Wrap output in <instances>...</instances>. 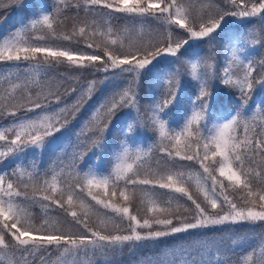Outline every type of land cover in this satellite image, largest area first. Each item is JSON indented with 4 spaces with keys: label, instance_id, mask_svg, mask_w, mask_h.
I'll use <instances>...</instances> for the list:
<instances>
[{
    "label": "snow or ice",
    "instance_id": "1",
    "mask_svg": "<svg viewBox=\"0 0 264 264\" xmlns=\"http://www.w3.org/2000/svg\"><path fill=\"white\" fill-rule=\"evenodd\" d=\"M75 7L91 21L58 32L60 6L41 7L26 23L0 36V62L25 70L23 80L9 73L7 87H0V118H12L11 126L0 128V165L8 161L12 166L10 172L0 170V260L19 254L24 264H29L28 257L31 264H45V254L55 249L59 257L72 258L58 264H75L81 255L107 254L192 230L264 222V117L250 118L248 107L243 114L237 109L223 115L209 107L213 79L237 89L238 104L248 105L257 91L264 93V76H254L257 69L249 59L256 44L264 46V33L230 37L222 75L210 71L213 65L207 60L187 61L198 91L187 97L178 118L165 117L182 103L179 72L154 71L169 58L180 61L194 42L213 44L229 18L260 17L264 23V0H200L199 5L196 0H77ZM121 20L126 26L115 28L113 21ZM59 66L77 73L103 72L112 88L75 130L78 143L67 174L62 163L41 172L26 160L29 153L34 161L49 149L64 151L69 117L74 118L96 88L95 80L65 88V95L76 97L67 104L59 88L40 77L41 70L46 79ZM259 67L264 72V61ZM144 78H151L159 90V97H149L150 115L143 121L162 154L155 167H146L151 150L136 146L142 134L148 135L141 133V121L124 112L135 108L139 114L138 89ZM33 87L39 89L35 95ZM253 106L264 112V95ZM25 109L33 115H17ZM114 127L130 143H108ZM110 149L116 151L109 165L97 160L93 167V157ZM182 198L191 204L181 211ZM137 199L144 205L143 216L130 211ZM38 204L63 209L82 231H64L48 220L37 226L31 210ZM100 209L105 218L90 227ZM223 249L222 240H196L172 250L160 264H222ZM230 251L236 254V249ZM241 259L243 264H264V237ZM8 264L20 262L10 259Z\"/></svg>",
    "mask_w": 264,
    "mask_h": 264
},
{
    "label": "trees",
    "instance_id": "2",
    "mask_svg": "<svg viewBox=\"0 0 264 264\" xmlns=\"http://www.w3.org/2000/svg\"><path fill=\"white\" fill-rule=\"evenodd\" d=\"M77 0H0V36L7 35L11 30L19 27L21 22H27L32 14L41 7L55 8L57 5L60 6L61 12L60 16L63 23L57 28L58 32L70 31L73 25L79 26L81 21L88 19L91 21V16H85L82 10H78L75 7ZM197 5H199L200 0H196ZM14 5V6H13ZM229 24L225 26L224 31L216 38L215 42L211 45L205 42H194L193 46L188 49V52L181 57L180 61L176 63H171L169 58L168 62H164L158 65L154 70L156 73H170L179 72L181 84L183 86L182 90L184 93L182 103L178 105L169 116L165 117L168 120L178 118L183 107L187 105V97L192 95L194 92L198 91L197 82L191 77L186 75V69L190 65L186 63L189 60H207L208 63L213 65L210 70L218 75L221 74L222 68L225 61L226 50L228 48V39L233 35L241 34L248 38L250 34L259 35L264 33V23L260 21V17H250V18H229ZM249 21H251L249 23ZM126 21H113V26L115 28H124L126 26ZM91 51V50H89ZM249 59L253 61L256 67V72L254 76L260 79L264 76V72L261 71L259 65L261 61H264V46L256 44L255 47L250 51ZM24 66L19 69L15 67L14 62H0V87H7L4 78L8 77L9 73L13 74V79L16 75H20L21 80H23ZM203 71V69H201ZM34 75V74H33ZM105 73L99 72L95 74H90L87 72H71L66 70L64 66H59L57 69L48 73L45 79V73L43 70L40 72V77L42 82L52 85L54 88H59L62 99L67 104L71 105L76 99L74 95H65V88L79 87L81 84L87 83L89 80H95L97 82L96 88L92 93L90 98H86L81 106L78 113L75 114L74 118L69 117V132L66 138L62 141L61 149H49L48 151L38 155L35 160L31 156V153L27 156V166L35 164L39 167L40 171L50 169L53 166L59 167L61 163L65 166V174H67L69 168L68 166L72 163V153L76 151V136L74 134L75 130L78 129L83 123L87 121L93 110L105 99L106 96L110 94L112 88L108 81H105ZM63 85V87H60ZM209 88L213 92L212 103L210 104V110L216 115H223L229 112H235L237 109L243 114L244 108H250L249 117H255L257 121H260L264 117V112L256 109L253 106V100L258 99L259 95H264V93L256 92L253 96V100H249L248 105H243L241 101L239 104V92L235 88L224 86L219 83L218 80H210ZM257 90L259 86H256ZM39 89L33 87L32 93H35ZM47 90V89H45ZM155 93L159 97V90L152 84L151 78H144L140 82V87L138 89V104L140 108L139 114L136 109H125L124 112L127 114L131 112V116L141 121V133L147 132V136L141 135L138 138L137 147L142 148L144 151L151 150V155L146 161L147 166H156L157 160L161 159L162 154L156 150L155 137L149 139L152 136V130L150 127L145 128L143 121L146 119V113L148 106L151 104L149 97ZM64 103H61L60 107H63ZM190 107V106H189ZM18 116L23 117L24 115L32 116V112H27L26 109L19 111ZM149 115V113H147ZM251 122V119H250ZM12 124L11 117L0 118V128L9 127ZM87 133V130H85ZM59 135V134H58ZM108 143L120 145L122 143H130L123 140L122 134L120 133L118 127L111 129ZM116 149H110L107 154L103 151L99 152L96 157H93L92 166H96V161L100 160L105 166L109 165V161L113 158ZM198 167V166H197ZM0 170L11 171V164L6 161L3 165H0ZM27 181V177H24ZM195 194V189H192ZM229 197L235 199L239 203L238 197L229 192ZM180 205L187 207L191 204L190 201H186V198H182L179 201ZM175 202L173 207H175ZM144 205L141 204L140 200H134L130 211L134 214L139 212L141 216L144 215ZM33 223L37 226L48 220L52 223H58L64 231H71L73 233H79L82 231V227L76 225L72 222L71 216L67 215L63 209L56 206L50 208L41 207L39 204L32 208ZM105 210L100 209L99 218L97 216H92L89 226L96 227L99 225V219H104ZM187 215V213H184ZM190 218V216H189ZM115 219V218H114ZM109 230H113V226L109 225ZM125 230V226L121 225V231ZM264 237V222L255 223H240V224H229V225H217L211 226L207 229H197L192 230L189 233H180L175 235H170L163 237L158 241H149L141 244L137 247L124 246L115 252H109L107 254L96 253L95 255L89 256H79L75 259V264H160L161 261L169 259L167 256L172 250L179 248L181 246H186L190 242L196 240H216L224 242L223 254L221 256L222 264H236L240 260V264H243L241 256L253 247H257L261 242V238ZM235 241V243H233ZM230 249H236V254L234 255ZM241 249L243 252H241ZM10 259H16L20 264H24V261L20 258L19 254L13 257L11 254L0 260V264H8ZM32 257H28V262L31 264ZM71 257H59L58 252L53 249L50 253L45 254V264H58V261L71 260ZM39 264V261H37Z\"/></svg>",
    "mask_w": 264,
    "mask_h": 264
},
{
    "label": "rangeland",
    "instance_id": "3",
    "mask_svg": "<svg viewBox=\"0 0 264 264\" xmlns=\"http://www.w3.org/2000/svg\"><path fill=\"white\" fill-rule=\"evenodd\" d=\"M189 71H190V65L187 67V69H186V75L187 76H189V77H191L188 73H189ZM220 75H222V71H221V74ZM149 115H150V113H149Z\"/></svg>",
    "mask_w": 264,
    "mask_h": 264
}]
</instances>
